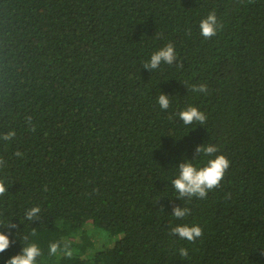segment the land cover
<instances>
[{"label":"trees","instance_id":"16d2710c","mask_svg":"<svg viewBox=\"0 0 264 264\" xmlns=\"http://www.w3.org/2000/svg\"><path fill=\"white\" fill-rule=\"evenodd\" d=\"M169 42L174 63L144 69ZM189 104L205 124H183ZM209 143L231 161L221 185L177 197L179 164ZM0 158V221L18 226L0 264L33 242L37 264H264V0H0ZM185 223L195 243L170 235Z\"/></svg>","mask_w":264,"mask_h":264},{"label":"clouds","instance_id":"9594fccd","mask_svg":"<svg viewBox=\"0 0 264 264\" xmlns=\"http://www.w3.org/2000/svg\"><path fill=\"white\" fill-rule=\"evenodd\" d=\"M200 34L205 39H211L217 35L218 20L215 12H210L206 18L201 20L199 24ZM177 59L176 48L173 43L169 42L159 50L153 52L150 59L144 63L143 68L150 72L160 68L162 64L172 65ZM190 91L193 93H207L208 86L206 83L194 84ZM158 104L162 110H167L170 107V97L162 93L158 97ZM179 119L183 121L185 126L193 125L194 122L200 125L205 124L207 120L206 114L198 107L191 104L187 105L178 114ZM31 121V117L28 118ZM35 131V129H32ZM15 137V131H11L4 135L2 139L11 140ZM196 153L199 157H207L206 162L202 166L194 164L192 160H185L178 166V175L171 181L177 197L179 198H198L206 199L208 193L221 185L231 161L223 154L219 153V148L214 144H204L197 146ZM16 156H22L23 153L17 152ZM4 164V160L0 158V166ZM7 191L5 183L0 180V196ZM230 195V194H229ZM41 209L33 207L26 212V219L33 221L38 217ZM191 215V209L188 207H174L173 216L176 219H182ZM0 226L8 231H0V253L8 250L12 244L10 233L13 228L18 227L16 224L0 221ZM34 235V233H33ZM170 235L178 236L181 240H186L189 243H195L197 239L203 236V229L199 224H178L170 228ZM28 239L27 236L24 237ZM59 242H53L49 246V254L57 255L60 252ZM73 254L69 244L64 245L63 255L71 257ZM42 255L41 248L36 243H29L22 248V251L6 260L5 264H37V258ZM181 258L189 257V249L182 247L179 249Z\"/></svg>","mask_w":264,"mask_h":264},{"label":"rangeland","instance_id":"374dc122","mask_svg":"<svg viewBox=\"0 0 264 264\" xmlns=\"http://www.w3.org/2000/svg\"><path fill=\"white\" fill-rule=\"evenodd\" d=\"M115 240L111 239V241H109L108 238H106V237L104 238L103 235L98 232V233L94 234V242H95L94 249H101L103 247L112 246V244L114 243Z\"/></svg>","mask_w":264,"mask_h":264}]
</instances>
